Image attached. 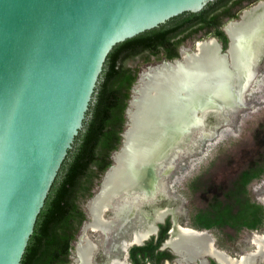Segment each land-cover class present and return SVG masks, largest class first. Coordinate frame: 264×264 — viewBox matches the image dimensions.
Listing matches in <instances>:
<instances>
[{
    "label": "water",
    "instance_id": "1",
    "mask_svg": "<svg viewBox=\"0 0 264 264\" xmlns=\"http://www.w3.org/2000/svg\"><path fill=\"white\" fill-rule=\"evenodd\" d=\"M209 1L0 0V264H20L108 53ZM227 39L224 51L215 37L194 47L214 40L225 53ZM183 48L191 49L181 46L178 58L161 63L179 60ZM136 146L142 156L144 143Z\"/></svg>",
    "mask_w": 264,
    "mask_h": 264
},
{
    "label": "bare ground",
    "instance_id": "2",
    "mask_svg": "<svg viewBox=\"0 0 264 264\" xmlns=\"http://www.w3.org/2000/svg\"><path fill=\"white\" fill-rule=\"evenodd\" d=\"M224 31L230 38L225 53L214 40L201 41L194 49L183 48L179 60L151 65L139 74L127 112L138 129L124 135L112 167L87 204L89 221L76 243L73 264H97L90 231L106 236L104 246L110 238L113 255L105 264H125L123 251L155 234V224L170 214L174 226L167 244L175 250L191 256L203 250L228 264L264 261V233L253 234L247 248L232 259L212 247L208 233L181 224L170 195L176 153L185 148L191 130L205 126L208 110L224 113L228 106L240 104L254 82L264 57V1L243 10ZM139 142L145 147L142 156L136 148Z\"/></svg>",
    "mask_w": 264,
    "mask_h": 264
},
{
    "label": "trees",
    "instance_id": "3",
    "mask_svg": "<svg viewBox=\"0 0 264 264\" xmlns=\"http://www.w3.org/2000/svg\"><path fill=\"white\" fill-rule=\"evenodd\" d=\"M254 1L211 0L199 12L180 14L112 48L103 64L82 129L51 185L20 264H70L73 242L86 220L83 206L112 165V153L121 146L125 111L140 66L178 58L179 47L190 35L204 28L208 31L218 27L225 49L228 39L220 29L225 23L224 17L238 18L239 11L233 12L232 8L243 9ZM135 60L139 64H134Z\"/></svg>",
    "mask_w": 264,
    "mask_h": 264
},
{
    "label": "rangeland",
    "instance_id": "4",
    "mask_svg": "<svg viewBox=\"0 0 264 264\" xmlns=\"http://www.w3.org/2000/svg\"><path fill=\"white\" fill-rule=\"evenodd\" d=\"M183 46L194 48L191 40ZM162 61L141 65L139 73ZM255 75L240 104L228 106L224 113L208 110L205 126L191 130L185 148L176 153V173L169 183L181 224L205 231L220 250L230 254H240L253 234L264 233V177L260 175L264 171V57L257 64ZM125 117L122 135L138 129L128 114ZM255 186L258 204L253 200ZM86 204L83 209L87 215Z\"/></svg>",
    "mask_w": 264,
    "mask_h": 264
},
{
    "label": "flooded vegetation",
    "instance_id": "5",
    "mask_svg": "<svg viewBox=\"0 0 264 264\" xmlns=\"http://www.w3.org/2000/svg\"><path fill=\"white\" fill-rule=\"evenodd\" d=\"M258 1L260 0H255L252 5L256 4ZM243 4L246 6L247 2H244ZM252 5L247 6L243 9H241L240 6H235L234 8H232V11L233 12L239 11L238 12V18H239L242 11L251 7ZM236 19H229L228 17H224L225 23L220 27V29L224 32L223 27L227 23L231 22L232 20H236ZM218 31H219L218 27H212L208 31L206 28H204L201 31H199L197 34L190 35V37H188L185 42L191 40L193 43V47H194V42L196 40L204 39L207 37H215L217 41L221 44L222 49H224V42L221 36L219 35ZM183 44L181 46H183ZM162 60H166V59H162ZM260 175L264 177V171H262ZM258 179H259V172L256 173V177L254 179L255 184ZM254 191L256 193H255V199L253 200L256 204H258V195H257L258 186H255ZM263 205H264V202H263ZM173 221H174V218L170 214L165 219H163L162 222L158 224V229L155 231V234L150 235L146 240H143L139 243H131L129 247L127 246L128 248L126 249V251L125 250L123 251V255H122V258L125 264H228L229 263V262L227 263V261L224 262L221 259L218 260L214 256L208 253H205L203 250L200 253H197V252L193 253L191 256L186 251H183V250L177 251L172 246H169L167 243L170 239V233L172 230L171 227L173 228L174 226ZM167 225H169V228H167ZM82 226L83 224L81 225L79 229L76 239H78L79 236L82 235L81 234ZM188 229L192 230V228L190 227ZM193 230L194 232L196 231L200 232L199 230H196V229H193ZM92 235H93V238L91 237ZM103 237H106V236L105 235L97 236V233L95 231L89 232V238H91L90 239L91 242H93V244L95 245L93 253H95L96 258L98 259L97 264H105L106 260H108L113 255L110 250V244H109L110 238H107V241H105V243H108V244L104 246ZM74 242H76V240ZM74 242H73V245L75 244ZM211 245L215 250L224 251V250H220V248L215 243V240L213 239V237L211 239ZM72 251H73V248L69 256L70 260H71ZM226 253L229 256H231L230 258L233 259L241 255L242 252L240 254H230L228 252ZM205 254L207 255L204 256Z\"/></svg>",
    "mask_w": 264,
    "mask_h": 264
}]
</instances>
